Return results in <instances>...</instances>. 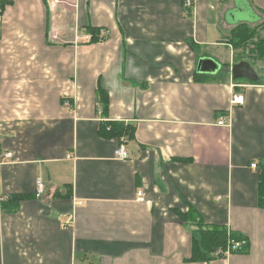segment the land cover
Wrapping results in <instances>:
<instances>
[{
  "label": "crops",
  "instance_id": "obj_1",
  "mask_svg": "<svg viewBox=\"0 0 264 264\" xmlns=\"http://www.w3.org/2000/svg\"><path fill=\"white\" fill-rule=\"evenodd\" d=\"M194 1L189 15L185 0H14L0 15V264H222L190 261L198 221L248 239L227 264H264V0ZM240 25L256 32L244 46ZM90 27L106 38L90 44ZM244 60L257 81L233 78ZM113 122L133 135L107 136Z\"/></svg>",
  "mask_w": 264,
  "mask_h": 264
},
{
  "label": "trees",
  "instance_id": "obj_2",
  "mask_svg": "<svg viewBox=\"0 0 264 264\" xmlns=\"http://www.w3.org/2000/svg\"><path fill=\"white\" fill-rule=\"evenodd\" d=\"M13 2L14 0H0V15H2L6 7L8 5L13 4ZM191 13L192 11L188 9V14L190 15ZM88 31L91 34V39L89 41L90 44L100 42L101 40H104L106 38V36L105 38L100 37V33H101L100 28L90 27ZM255 37H256L255 30H253L248 25H240L233 31L231 41L236 46H244L252 42V40H254ZM262 43L263 42H261L258 47L261 52H263L264 50V46H262ZM198 77L199 76H197L196 79L200 78ZM100 93L102 96L101 101L104 107L107 108L109 103V95L104 90H101ZM109 126L110 128L108 130L106 127L104 128L105 131L104 133H107L106 134L107 136L121 138L123 136L133 135V131L130 127L124 126L120 123L113 122L110 123ZM260 190L261 193H264V172L261 175ZM24 197L25 196L23 195L11 196L8 201L3 203V207L15 210L18 208L19 202ZM178 214L182 220H187V219L198 220L199 218L201 219L200 215L195 211V209H190L188 212L179 211ZM198 223L200 225L197 231L198 237L194 238L193 251H192V256L190 258V261L193 262L206 261L210 257L222 258L225 255V252L228 248V242L230 238H235L239 240L244 237L241 234H237L229 231L226 227L223 226L204 227V223L202 221H198ZM246 249H244L241 252H245ZM219 250H221V253L217 254Z\"/></svg>",
  "mask_w": 264,
  "mask_h": 264
},
{
  "label": "built area",
  "instance_id": "obj_3",
  "mask_svg": "<svg viewBox=\"0 0 264 264\" xmlns=\"http://www.w3.org/2000/svg\"><path fill=\"white\" fill-rule=\"evenodd\" d=\"M194 6H195V1L194 0H185V7L187 9L194 8ZM0 20H1V18H0ZM105 36H106V32L102 31L100 33V37L101 38H105ZM243 102H244V95L243 94H238L237 93L232 98V103L233 104H243ZM64 105L70 107L72 104H71V102L68 99H66L64 101ZM218 124L219 125H224L225 124L224 119L219 120ZM6 156L10 157V156H12V153L9 152V153L6 154ZM115 157L118 158V159H121V160H126V159H128L130 157V154H129L126 146L124 145V143L119 145L117 147V149L115 150ZM251 167L257 168L258 167V163H256V162L252 163ZM45 191H46V186H45L44 182L41 179H38L36 196L38 198L43 197L44 194H45ZM137 197H138L139 201H145L146 200V198L144 196V193L141 190H139L137 192ZM248 245H249V242H248V239L245 236L242 239H239V240L235 239V238H230L229 242H228V248H227V250L225 252V255L221 258L223 260L222 264H227L226 263V259L229 257V255L231 253L241 252L244 249H246V247H248ZM218 253H221V250H219L217 252V254Z\"/></svg>",
  "mask_w": 264,
  "mask_h": 264
},
{
  "label": "water",
  "instance_id": "obj_4",
  "mask_svg": "<svg viewBox=\"0 0 264 264\" xmlns=\"http://www.w3.org/2000/svg\"><path fill=\"white\" fill-rule=\"evenodd\" d=\"M217 67L218 66L211 60H201L199 62L198 70L200 72L213 73L217 69ZM231 73L233 78L235 79L246 78L252 81L258 80L256 71L246 60L233 64L231 67Z\"/></svg>",
  "mask_w": 264,
  "mask_h": 264
}]
</instances>
